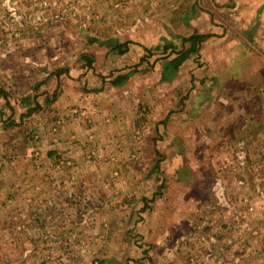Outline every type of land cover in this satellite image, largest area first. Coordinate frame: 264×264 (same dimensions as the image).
<instances>
[{"label":"rangeland","instance_id":"rangeland-1","mask_svg":"<svg viewBox=\"0 0 264 264\" xmlns=\"http://www.w3.org/2000/svg\"><path fill=\"white\" fill-rule=\"evenodd\" d=\"M166 1L179 2L0 0V89L23 94L58 69L66 71L58 85H68L89 39L116 35L134 18L147 30ZM258 81L238 102L244 115L236 118L232 146L213 153L212 170L201 171L207 179L213 174V188L193 192L194 217L177 228L170 218L165 227L168 203L179 198L167 196V166L154 146L147 147L154 158L127 165L113 160L114 151L95 153L91 143L58 146L55 81L45 94L31 91L33 107L0 130V264H264V80ZM143 107L136 129L148 123L149 109L137 111ZM147 132L148 126L132 138L151 137ZM241 140L247 146L235 147ZM124 186L133 192L123 193ZM143 247L146 257H135Z\"/></svg>","mask_w":264,"mask_h":264},{"label":"crops","instance_id":"crops-1","mask_svg":"<svg viewBox=\"0 0 264 264\" xmlns=\"http://www.w3.org/2000/svg\"><path fill=\"white\" fill-rule=\"evenodd\" d=\"M135 20L116 35L89 39L91 47L81 55L84 62L74 65L68 85H58L65 71L58 69L23 94L0 89V130L33 107L31 91L45 94L46 84L55 81L57 145L71 139L81 149L91 143L95 153L114 151L113 160L123 165L154 158L147 156V147L154 146L167 166V196L179 198L168 203L165 227L168 218L174 228L183 227L194 217L193 192L208 194L213 188V174L207 179L202 173L214 163L213 153L228 149L237 135L236 118L244 115L238 102L250 97L251 84L264 80V0L166 1L162 18L147 23V30ZM192 36L201 39L179 60L191 48ZM143 105L150 111L147 133L152 136L136 140L132 135L142 119L137 109ZM141 125L140 134L147 129ZM234 146L245 148L247 142ZM140 147L141 153L132 155ZM122 191L133 189L124 186ZM162 227L159 223L156 229ZM140 250L135 257L145 258L144 247Z\"/></svg>","mask_w":264,"mask_h":264},{"label":"trees","instance_id":"trees-1","mask_svg":"<svg viewBox=\"0 0 264 264\" xmlns=\"http://www.w3.org/2000/svg\"><path fill=\"white\" fill-rule=\"evenodd\" d=\"M200 39H201V38L198 37V36H192V37L190 38V41H191V44H192L191 48H190L189 50H187L185 53H183V57L180 58L179 60H183V59H185L186 56H188L190 53H192V52L194 51V46L197 44V42H198ZM149 55H152V54H149ZM50 155H51V154H50ZM25 250L28 252L27 249H25ZM26 251H24V250L22 249V255H21V257L23 256V259H24V257H26Z\"/></svg>","mask_w":264,"mask_h":264},{"label":"built area","instance_id":"built-area-1","mask_svg":"<svg viewBox=\"0 0 264 264\" xmlns=\"http://www.w3.org/2000/svg\"><path fill=\"white\" fill-rule=\"evenodd\" d=\"M75 113H76V111H75ZM139 116L140 117H143L144 115H145V109L144 108H142L140 111H139ZM143 131V127H140V129H136L135 130V136L137 137V138H139L140 137V133Z\"/></svg>","mask_w":264,"mask_h":264}]
</instances>
